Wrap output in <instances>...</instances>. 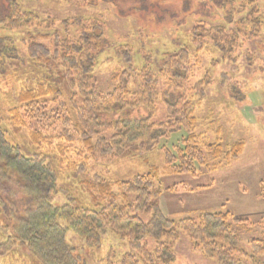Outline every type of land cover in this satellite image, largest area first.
Wrapping results in <instances>:
<instances>
[{
	"label": "trees",
	"instance_id": "obj_1",
	"mask_svg": "<svg viewBox=\"0 0 264 264\" xmlns=\"http://www.w3.org/2000/svg\"><path fill=\"white\" fill-rule=\"evenodd\" d=\"M260 4L264 0H246L242 6L256 8L257 13ZM249 19L247 24L259 26L253 13ZM36 20L37 16L20 10L17 0H7L0 10V27L5 29L29 28L42 21ZM196 30L193 35L202 46L205 39L217 40L215 46L223 60L233 59L231 53L239 48L242 39L257 35L254 31L245 34L225 26L215 28L214 34L206 32L204 25ZM37 36L47 39L50 35L28 36V54L47 69V80L32 87H17L7 117L0 108V254H18V249L24 247L34 264H86L77 252L78 247L70 242L68 232L81 238L89 248L98 247L101 238L111 233L125 248L115 258L116 264H170L171 249L182 231L194 249L218 264H242L248 260L254 264L255 257L264 254V236L249 240L252 254H248L237 229L252 224L250 220L222 210L172 220L153 201L161 191L153 188L152 175H135L125 182L109 181L87 172L86 163L90 159L141 155L155 146L163 153L165 164L176 172L190 171L193 164H202V149L215 157L222 155L218 143H204L199 148L192 142V136H187L194 118L183 110L186 104L181 106L180 118L183 117L176 121V126L169 123L155 126L149 123V115L128 116L131 108L150 106L154 98L155 76L146 68L140 70L141 82L134 92L127 86L129 78L125 72L119 83L121 76L116 75L112 91L97 90L92 76L95 56L107 45L97 23L84 27L75 40H60L53 32L57 49L52 53L36 41ZM14 54L17 53L13 40L0 38V61L14 59ZM122 57L131 67L130 48L123 49ZM187 58V50L180 49L165 54L161 60L160 71L169 76L168 91L164 94L176 96L177 102L185 99L184 94H173L171 85L179 81L175 86L181 87L185 71L182 65ZM66 86L69 87L65 89ZM173 107L172 104V110ZM110 112L115 118L107 119ZM43 116L60 122L56 127L59 130H45L41 125ZM177 126L186 128L182 131L186 137L182 136L180 146L169 149L160 141L177 133ZM106 130L114 131L109 143L99 140V134ZM94 136L98 137L96 142L92 141ZM243 147L242 140L231 144L228 156H236ZM61 173L72 178L81 176L79 187L88 196L84 204L71 201L70 196L68 203H54L55 194H66L58 181ZM261 183L260 195L264 199ZM114 186L119 194L113 191ZM142 216H147V220ZM147 239L154 242L155 248L150 249ZM115 256L110 248L108 257Z\"/></svg>",
	"mask_w": 264,
	"mask_h": 264
},
{
	"label": "rangeland",
	"instance_id": "obj_2",
	"mask_svg": "<svg viewBox=\"0 0 264 264\" xmlns=\"http://www.w3.org/2000/svg\"><path fill=\"white\" fill-rule=\"evenodd\" d=\"M6 1L0 0V10ZM245 1L17 0L22 12H30L42 21L29 28L0 27V38L13 40L17 53L14 59L0 61V108L7 117L17 87H32L49 76L47 69L35 63L28 54L29 34L50 35L47 39L37 36L36 41L52 53L57 49L53 32L60 40H75L84 27L97 23L107 42L105 49L95 56L92 70L97 90L112 91L116 75L121 76L119 83L125 72L129 78L127 86L134 92L141 82L140 70L148 69L156 80L152 103L131 108L128 116L149 115V123L155 126L159 123L176 126V121L183 117L180 118L181 106L186 104L183 110L192 114H185L194 118L187 136H192V142L199 148L204 143H218L222 155L215 157L201 148L202 164H193L190 171L176 172L165 164L163 153L155 146L146 154L106 157L99 161L90 159L86 163L88 174L125 182L135 175H152L153 188L161 191L153 201H157L172 220L221 210L248 219L252 224L237 229L244 250L252 254L249 240L264 236V199L260 195L261 182L264 185V4L259 5L256 13V8H243ZM251 13L259 19L258 27L247 24ZM200 25L212 34L217 33L215 28L225 26L245 34L254 31L252 33L257 32V35L242 39L239 48L231 53L233 59L223 60L215 46L217 40L205 39L202 46L193 35L192 31L197 32ZM128 48L132 53L131 67L122 57L123 49ZM180 49L187 50L188 58L182 65L185 71L181 87L175 86L179 81L171 85L173 94H184L185 99L177 102L176 96L164 94L168 91L169 76L160 69L164 55ZM51 72L55 78L56 69ZM111 118H115L114 114L107 113V119ZM41 125L45 130L57 131L60 122L49 121L43 116ZM181 128L177 126V133L161 139V144L169 149L173 145L180 146L182 136L186 137L182 132L186 128ZM113 134V130L103 131L99 140L109 143ZM97 139L94 136L92 141ZM240 140L244 142L241 153L228 156L231 144ZM80 180L81 176L72 178L58 174L59 184L66 194H55L54 203H68L67 196H70L71 201L84 204L88 196L80 189ZM113 191L119 194L117 186ZM142 218L146 221L148 217ZM68 238L78 247L77 252L86 264H116L115 258L125 249L121 248V240L111 233H106L94 248L84 246L81 238L72 232H68ZM147 240L150 249L155 248L154 242ZM110 248L116 254L114 259L108 257ZM18 251V254H0V264H34L28 257V250L23 247ZM170 253V264H218L194 249L182 231ZM242 264L252 263L248 260ZM254 264H264V254L256 256Z\"/></svg>",
	"mask_w": 264,
	"mask_h": 264
}]
</instances>
